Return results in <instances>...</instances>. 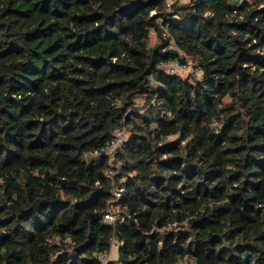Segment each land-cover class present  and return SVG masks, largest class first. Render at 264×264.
Segmentation results:
<instances>
[{"label": "trees", "instance_id": "trees-1", "mask_svg": "<svg viewBox=\"0 0 264 264\" xmlns=\"http://www.w3.org/2000/svg\"><path fill=\"white\" fill-rule=\"evenodd\" d=\"M244 1L0 0V264H101L112 238L108 264H264V0ZM179 59L195 74L160 68ZM122 128L111 179L94 153Z\"/></svg>", "mask_w": 264, "mask_h": 264}, {"label": "built area", "instance_id": "built-area-1", "mask_svg": "<svg viewBox=\"0 0 264 264\" xmlns=\"http://www.w3.org/2000/svg\"><path fill=\"white\" fill-rule=\"evenodd\" d=\"M238 1L239 0L231 1L236 8L240 6V4L237 3ZM182 2L183 0H166L165 11L171 10L174 5ZM234 13H236V11H234ZM152 14H155V11H153ZM205 15L210 16L211 13L207 12ZM168 49L172 51H178V48L173 40L168 43ZM180 56L181 57L183 56L182 53H180ZM186 67L187 64L182 63L180 59L160 66L161 69H164L167 73L171 75H177L180 72H183L186 69ZM128 138L129 137L126 129L125 128L119 129L115 132L113 139L108 144H106L101 151H95L94 153V156H98L103 153L108 157L109 168L107 171V176L111 179L115 178L119 172L120 163L117 161L116 155L124 146V144L128 141ZM121 197H122V189L114 190L113 199L110 201V203H113L114 201H118ZM104 221L108 224H114L117 221L112 209H110L109 212L104 216ZM110 244H111V250L113 248L118 249L120 247V242L118 241L117 238H112L110 240ZM109 253L110 252H104L100 254L99 261L101 264H108Z\"/></svg>", "mask_w": 264, "mask_h": 264}, {"label": "rangeland", "instance_id": "rangeland-1", "mask_svg": "<svg viewBox=\"0 0 264 264\" xmlns=\"http://www.w3.org/2000/svg\"><path fill=\"white\" fill-rule=\"evenodd\" d=\"M230 1H235V0H230ZM244 0H239L237 3L240 4V6H242L244 4ZM191 3V0H183V2L177 6L179 7H186L189 6ZM160 43V38L159 35L156 33V31L151 30L149 32V46H155L157 44ZM193 74H195V70L192 67V65L187 64L186 69L183 72H180L177 75H181L183 78H189L191 77ZM149 105L147 104H141L140 106H138V110L141 114H146L149 110ZM128 130V129H127ZM129 133V131H128ZM114 212L115 218L116 220L118 219V208H115L112 210ZM118 259V249L117 248H113L110 253H109V261H116Z\"/></svg>", "mask_w": 264, "mask_h": 264}]
</instances>
